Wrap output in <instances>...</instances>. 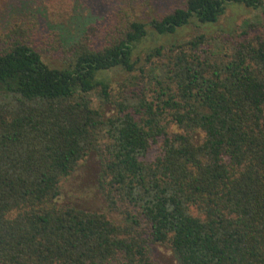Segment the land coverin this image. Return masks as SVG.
I'll return each instance as SVG.
<instances>
[{"label": "trees", "instance_id": "trees-1", "mask_svg": "<svg viewBox=\"0 0 264 264\" xmlns=\"http://www.w3.org/2000/svg\"><path fill=\"white\" fill-rule=\"evenodd\" d=\"M121 1L58 64L23 27L3 38L0 264H161L155 244L180 264H264V0H186L148 23ZM231 5L260 15L210 32ZM93 152L120 220L59 204Z\"/></svg>", "mask_w": 264, "mask_h": 264}, {"label": "rangeland", "instance_id": "rangeland-1", "mask_svg": "<svg viewBox=\"0 0 264 264\" xmlns=\"http://www.w3.org/2000/svg\"><path fill=\"white\" fill-rule=\"evenodd\" d=\"M186 0H139L136 17L148 23L166 12L182 7ZM124 3L121 0H0V47L4 45L3 38L11 30L23 27L25 40L46 54L47 60L56 63V58L64 47L80 42L90 26L103 27L108 23L113 13ZM260 15L255 10L244 6L231 5L218 24L207 27L210 32L218 29L234 32L246 19ZM263 17V16H261ZM194 31L189 27L180 30L174 37L188 38ZM172 40L162 38L160 42ZM157 41L148 39L141 49L149 50ZM121 71L111 75L114 85L125 79ZM162 141L153 145L147 160L153 161L160 153ZM101 159L96 152L91 153L80 168L62 185L59 204L62 206H77L88 210L107 213L108 217L120 220L118 213L108 210L98 187V176ZM153 257L161 264H180L173 250L162 244L151 246Z\"/></svg>", "mask_w": 264, "mask_h": 264}]
</instances>
